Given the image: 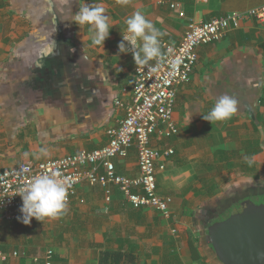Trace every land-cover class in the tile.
Segmentation results:
<instances>
[{"label":"crops","instance_id":"0c3cea01","mask_svg":"<svg viewBox=\"0 0 264 264\" xmlns=\"http://www.w3.org/2000/svg\"><path fill=\"white\" fill-rule=\"evenodd\" d=\"M181 1L184 18L163 0H0V169L108 143L124 116L115 102L126 106L132 94L136 64L118 45L134 12L165 33L161 43L177 45L188 19L207 21L264 5V0ZM85 4L102 7L109 17L112 28L103 46L92 43L89 25L74 21ZM196 51L193 72L179 87L172 110L177 133L151 140L161 154L173 150L155 164L157 191L172 198L171 217L133 208L116 186L106 200L101 186L83 182L55 218L33 217L28 224L0 219V251L6 254L0 264H39L48 249L54 252L52 264H219L205 244L204 228L249 190L264 193L260 187L238 188L263 168L258 162L264 154V24L244 21ZM224 94L235 97L237 112L213 124L204 120ZM246 156L254 159L251 166ZM113 162L118 174H138L134 148ZM224 194L227 202L217 213L211 203ZM13 251L24 256L14 257Z\"/></svg>","mask_w":264,"mask_h":264},{"label":"built area","instance_id":"2783aa9c","mask_svg":"<svg viewBox=\"0 0 264 264\" xmlns=\"http://www.w3.org/2000/svg\"><path fill=\"white\" fill-rule=\"evenodd\" d=\"M163 3L178 17H185L181 0H163ZM247 20L264 24V5L207 21L188 19L179 44L161 43L160 58L147 66L135 67L130 102L126 106L120 101L115 102L124 110V116L109 133L105 146L43 162L26 160L0 169V219L10 222L20 220L22 198L16 193L41 174H58L56 178L67 186V204L75 196L77 186L83 182L101 186L106 200L110 198V186L113 185L133 208L153 209L163 218H170L172 198L158 193L155 164L160 156L171 155L173 150L167 149L161 154L151 146V140L153 137L169 138L177 133L172 110L179 87L190 79L193 72L197 47L221 40ZM130 148L135 149L138 167V174L134 177L118 174L113 162L114 158H125ZM11 255L24 256V252L13 251ZM53 255V250H46L39 258V264H52ZM5 257L6 254L0 251V258Z\"/></svg>","mask_w":264,"mask_h":264},{"label":"clouds","instance_id":"9594fccd","mask_svg":"<svg viewBox=\"0 0 264 264\" xmlns=\"http://www.w3.org/2000/svg\"><path fill=\"white\" fill-rule=\"evenodd\" d=\"M118 3L127 4L128 0H117ZM74 21L83 26H90L92 43L103 46L105 39L109 36V17L100 6L90 7L85 4L80 7L74 17ZM126 34L122 35V41L118 48L120 53L131 52L137 68L147 66L150 61L161 57L160 38L165 35L160 29L148 20L140 11L134 12L125 20ZM125 42H128L127 45ZM237 112V100L228 94L220 96L211 110L203 115V119L213 124L216 121L230 119ZM46 154V152H45ZM245 162L251 166L254 159L245 157ZM56 175L41 174L32 179L21 191L17 192L22 198L20 207L23 223H30L35 217L55 218L66 211L67 208V186L56 178Z\"/></svg>","mask_w":264,"mask_h":264},{"label":"water","instance_id":"95a60500","mask_svg":"<svg viewBox=\"0 0 264 264\" xmlns=\"http://www.w3.org/2000/svg\"><path fill=\"white\" fill-rule=\"evenodd\" d=\"M203 231L219 264H264V202L245 199Z\"/></svg>","mask_w":264,"mask_h":264},{"label":"rangeland","instance_id":"374dc122","mask_svg":"<svg viewBox=\"0 0 264 264\" xmlns=\"http://www.w3.org/2000/svg\"><path fill=\"white\" fill-rule=\"evenodd\" d=\"M258 163L260 166H263V168H260L258 170L255 169V174H253L254 177L250 176V178H248L247 180H245V182L240 184L238 186V188L241 187L242 185H248V186H250V188L260 187V188L264 189V154L261 155ZM233 189H235V187H233ZM251 200L253 201V203H259L260 202V199H258V198H252ZM226 202H227V195L226 194L220 195L219 197L214 199L213 203H211L212 208L213 207L216 208L217 213H220L219 211H221V208L225 206L224 203H226ZM237 207H238L237 205H233V206H231V208L227 209L221 215L225 217L228 214H231L232 212H234ZM214 218H216V217H214ZM199 239H200V237H199Z\"/></svg>","mask_w":264,"mask_h":264},{"label":"flooded vegetation","instance_id":"af4514ba","mask_svg":"<svg viewBox=\"0 0 264 264\" xmlns=\"http://www.w3.org/2000/svg\"><path fill=\"white\" fill-rule=\"evenodd\" d=\"M252 198H258V199H260V202H264V193H261L257 189L255 191L254 190L253 191L249 190V193L247 195H244V196L236 199L234 202L230 203L229 207H231L233 205H237L238 206L241 203V201H243L245 199H250L251 200ZM220 216H222V215L217 216V218H215V219H218Z\"/></svg>","mask_w":264,"mask_h":264},{"label":"trees","instance_id":"16d2710c","mask_svg":"<svg viewBox=\"0 0 264 264\" xmlns=\"http://www.w3.org/2000/svg\"><path fill=\"white\" fill-rule=\"evenodd\" d=\"M27 4L25 3V5H22L21 6V8L20 9H22V8H24V7H27L26 6ZM34 41V40H33ZM254 152H256V150L254 151ZM253 152V153H254ZM229 215V214H228ZM227 215V216H228ZM227 216H225V217H227ZM224 216H220L218 219H214V220H212L211 222H214V221H217V220H222L223 218H225ZM207 223H209V221H207ZM208 225V224H207ZM206 225V226H207ZM189 248H190V251H191V254H192V258L193 259H196L198 256H196V251H197V249H196V246L193 244V241H189ZM204 264H210V263H207V262H204Z\"/></svg>","mask_w":264,"mask_h":264}]
</instances>
